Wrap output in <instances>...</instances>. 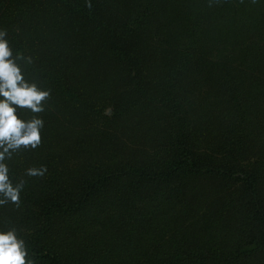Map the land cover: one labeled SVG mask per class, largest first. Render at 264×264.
<instances>
[{"label": "trees", "instance_id": "16d2710c", "mask_svg": "<svg viewBox=\"0 0 264 264\" xmlns=\"http://www.w3.org/2000/svg\"><path fill=\"white\" fill-rule=\"evenodd\" d=\"M0 29L51 93L0 206L36 264H264V0H0Z\"/></svg>", "mask_w": 264, "mask_h": 264}, {"label": "clouds", "instance_id": "9594fccd", "mask_svg": "<svg viewBox=\"0 0 264 264\" xmlns=\"http://www.w3.org/2000/svg\"><path fill=\"white\" fill-rule=\"evenodd\" d=\"M33 63V57L17 51L8 32L0 29V206H19L25 182L15 178L13 159L41 142L44 120L39 114L51 93L29 77L27 68ZM46 171L29 168L25 175L43 176ZM0 264H36L16 227L0 228Z\"/></svg>", "mask_w": 264, "mask_h": 264}, {"label": "rangeland", "instance_id": "374dc122", "mask_svg": "<svg viewBox=\"0 0 264 264\" xmlns=\"http://www.w3.org/2000/svg\"><path fill=\"white\" fill-rule=\"evenodd\" d=\"M214 54H216V52H214ZM148 66L150 67V65H148ZM166 66H167L166 61L159 60L157 66H153L150 69V71L148 72V77L150 76V78L153 80L157 76L163 75V72L166 70ZM198 85L202 87V91H201L202 95H200L198 97V100L200 102L197 104V106H201L200 108H202V107H204V105H206L208 103V101L206 100L205 97H207V90H208L209 87L208 86H204L203 84H200L199 82H198ZM204 88L206 89V93L203 95ZM202 98L204 100H202ZM108 113L110 114L111 111H109ZM140 140H141V143H147L148 142L147 137H144V136L140 137Z\"/></svg>", "mask_w": 264, "mask_h": 264}]
</instances>
